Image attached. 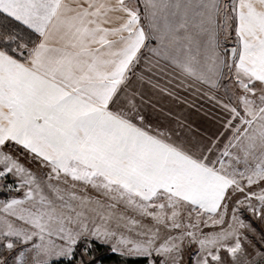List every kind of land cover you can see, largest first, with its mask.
Masks as SVG:
<instances>
[{
    "label": "snow or ice",
    "instance_id": "obj_1",
    "mask_svg": "<svg viewBox=\"0 0 264 264\" xmlns=\"http://www.w3.org/2000/svg\"><path fill=\"white\" fill-rule=\"evenodd\" d=\"M167 67L219 113L206 142L146 123ZM0 182V264H261L264 0H0Z\"/></svg>",
    "mask_w": 264,
    "mask_h": 264
},
{
    "label": "crops",
    "instance_id": "obj_2",
    "mask_svg": "<svg viewBox=\"0 0 264 264\" xmlns=\"http://www.w3.org/2000/svg\"><path fill=\"white\" fill-rule=\"evenodd\" d=\"M166 71L168 74L161 76L157 83L161 87H167L170 91L175 92L177 98L166 96L148 85L142 86L140 91L145 100L143 107L146 123L154 129L179 131L185 140L206 142V138L211 137L218 127L216 118L219 113L207 100L202 102L190 91L187 82H184V86L181 87L178 83L181 78L175 74L171 67H167ZM181 99L186 103H181Z\"/></svg>",
    "mask_w": 264,
    "mask_h": 264
},
{
    "label": "rangeland",
    "instance_id": "obj_3",
    "mask_svg": "<svg viewBox=\"0 0 264 264\" xmlns=\"http://www.w3.org/2000/svg\"><path fill=\"white\" fill-rule=\"evenodd\" d=\"M19 154V153H18ZM22 162L25 164L26 167L32 169L34 173L37 175H42V169L39 167L38 164L31 161V158L24 155L22 156ZM243 167V165H241ZM69 182L71 183V180L69 178ZM7 183H12V178H9ZM61 187H64L63 184H61ZM84 185L80 182H77V190L78 194H85L79 192L80 188H83ZM86 194L92 197H97L100 194L96 192L95 189L91 188L90 186L86 189ZM14 197H23V191L17 192L15 191V186L10 190L7 187L3 186V182H0V213H2V205L8 201L11 198ZM120 211H124L123 207L120 208ZM127 216L135 219H140V217L136 216L135 213L128 211L125 213ZM242 219L246 222L251 224V230L247 232V235L249 236V239L253 240L254 243H257V246H259V237L264 234V221L259 220L257 217L253 216L252 213L248 212L246 209L242 212ZM144 223H149L150 221H143ZM97 223H100L99 220H97ZM91 227V224L89 225ZM213 229H206V231H212ZM125 235H129L127 231L124 232ZM102 243L101 241H98ZM108 246V245H107ZM111 250V249H110ZM92 256V252L89 253V258ZM185 261H187V255H185ZM95 264H101L99 260L95 261ZM137 264H143V263H137ZM261 264H264V261H261Z\"/></svg>",
    "mask_w": 264,
    "mask_h": 264
},
{
    "label": "trees",
    "instance_id": "obj_4",
    "mask_svg": "<svg viewBox=\"0 0 264 264\" xmlns=\"http://www.w3.org/2000/svg\"><path fill=\"white\" fill-rule=\"evenodd\" d=\"M91 257H94L95 261L99 260L101 264H125L122 258L118 257L116 254H113L111 252L109 246L100 243L98 241L96 242L95 245H93V251ZM137 263H143V261L128 262V264H137ZM60 264H67V262L62 260L60 261Z\"/></svg>",
    "mask_w": 264,
    "mask_h": 264
}]
</instances>
